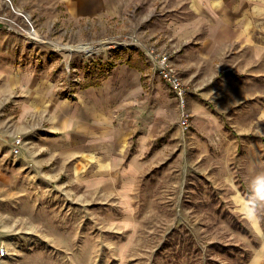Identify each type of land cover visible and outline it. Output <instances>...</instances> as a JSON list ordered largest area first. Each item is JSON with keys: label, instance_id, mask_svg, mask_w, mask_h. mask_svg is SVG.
<instances>
[{"label": "rangeland", "instance_id": "obj_1", "mask_svg": "<svg viewBox=\"0 0 264 264\" xmlns=\"http://www.w3.org/2000/svg\"><path fill=\"white\" fill-rule=\"evenodd\" d=\"M76 2L0 0V15L12 20L0 22V80L13 71L43 72L60 94L73 96L108 61L125 62L118 56L124 50L152 67L132 40L149 39L140 7L112 15L107 7L86 6L78 14ZM245 82V89H259V105L245 102L238 119L217 112L211 133L204 113L197 120L193 114L196 124L187 131L174 126L164 158L135 178L133 190L120 189L127 182L93 189L59 170L60 163L55 170H29V160L9 156L12 146L18 157L25 140L6 119L0 244L7 253L0 264H264V78ZM17 138L20 150L13 153Z\"/></svg>", "mask_w": 264, "mask_h": 264}, {"label": "crops", "instance_id": "obj_2", "mask_svg": "<svg viewBox=\"0 0 264 264\" xmlns=\"http://www.w3.org/2000/svg\"><path fill=\"white\" fill-rule=\"evenodd\" d=\"M76 3L82 6L78 14L86 6L96 11L107 7L112 15L140 7L149 37L144 43L170 53L192 86L188 106L195 120L204 113L206 132L217 125V112L238 119L245 102L259 105V89L252 84L245 89L244 83L264 78V0ZM129 58L116 62L99 84L77 88L73 96L60 94L43 72L3 76L0 128L11 120L14 133L25 140L20 155L14 157L11 146L9 156L29 160V170H55L60 163L59 170H68L93 189L116 190L118 183L127 182L120 189L133 190L135 178L156 158H164L167 144L174 141L166 133L179 125V108L169 84L148 62L133 50ZM195 120L192 116L191 127Z\"/></svg>", "mask_w": 264, "mask_h": 264}, {"label": "built area", "instance_id": "obj_3", "mask_svg": "<svg viewBox=\"0 0 264 264\" xmlns=\"http://www.w3.org/2000/svg\"><path fill=\"white\" fill-rule=\"evenodd\" d=\"M3 20L12 21L9 16L0 15V22H2ZM14 23L20 26L18 22L14 21ZM31 30L34 31L35 28H32ZM132 40L138 41L143 46L142 48L145 50V53L153 69L159 74V76L164 81L169 84L171 90L174 92V95L178 101L179 125L183 128V130H189L192 125L193 116L188 106V95L191 91V86L182 78L178 70L175 68L169 52H167L166 50H159L155 46H149L142 42L137 36H132ZM21 142V138H17L15 140L13 146V153L19 152ZM5 253H7L5 245L0 244V254Z\"/></svg>", "mask_w": 264, "mask_h": 264}, {"label": "trees", "instance_id": "obj_4", "mask_svg": "<svg viewBox=\"0 0 264 264\" xmlns=\"http://www.w3.org/2000/svg\"><path fill=\"white\" fill-rule=\"evenodd\" d=\"M118 56H123L125 59L124 60H121V61H131L129 56H130V50H124V52L122 54H119ZM116 64V62H111V61H108V63H106L107 65V68L104 70L103 73H101V75L98 77V78H93V79H90L88 80L87 82H84L81 86V88L83 87H87L89 85H97L101 82V80L107 76V74L111 71V69L114 67V65ZM70 92H74V90L72 89ZM62 93V92H61ZM71 95V94H70Z\"/></svg>", "mask_w": 264, "mask_h": 264}, {"label": "bare ground", "instance_id": "obj_5", "mask_svg": "<svg viewBox=\"0 0 264 264\" xmlns=\"http://www.w3.org/2000/svg\"><path fill=\"white\" fill-rule=\"evenodd\" d=\"M31 32L33 33V32H37L36 30H34V31H32L31 30ZM91 47V46H90ZM82 48H84L85 50H90L88 47H87V45H82Z\"/></svg>", "mask_w": 264, "mask_h": 264}, {"label": "water", "instance_id": "obj_6", "mask_svg": "<svg viewBox=\"0 0 264 264\" xmlns=\"http://www.w3.org/2000/svg\"><path fill=\"white\" fill-rule=\"evenodd\" d=\"M82 45H85V44H80V45H78V48L79 49H82V50H85L84 48H82ZM86 52H89L90 50H85Z\"/></svg>", "mask_w": 264, "mask_h": 264}]
</instances>
